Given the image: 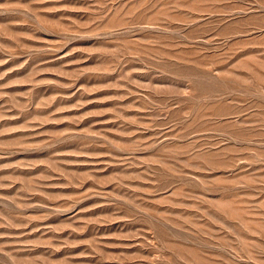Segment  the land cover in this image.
I'll use <instances>...</instances> for the list:
<instances>
[{
    "label": "rangeland",
    "instance_id": "1",
    "mask_svg": "<svg viewBox=\"0 0 264 264\" xmlns=\"http://www.w3.org/2000/svg\"><path fill=\"white\" fill-rule=\"evenodd\" d=\"M0 264H264V0H0Z\"/></svg>",
    "mask_w": 264,
    "mask_h": 264
}]
</instances>
